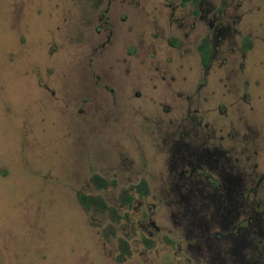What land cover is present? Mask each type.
<instances>
[{"label":"rangeland","instance_id":"374dc122","mask_svg":"<svg viewBox=\"0 0 264 264\" xmlns=\"http://www.w3.org/2000/svg\"><path fill=\"white\" fill-rule=\"evenodd\" d=\"M109 1L0 0V264H256L258 248L246 260L227 259V244L212 254L221 240L195 230L197 213L149 172L167 129L192 107L202 34L190 35L194 7L115 0L111 28ZM229 2L238 15L244 3L238 29L264 39V0ZM172 10L182 28L168 23ZM168 39L183 46L170 50ZM251 40L264 57V41ZM145 178L141 198L134 188ZM126 191L134 200L122 207ZM79 194L103 199L110 214L85 210Z\"/></svg>","mask_w":264,"mask_h":264},{"label":"flooded vegetation","instance_id":"af4514ba","mask_svg":"<svg viewBox=\"0 0 264 264\" xmlns=\"http://www.w3.org/2000/svg\"><path fill=\"white\" fill-rule=\"evenodd\" d=\"M112 1L115 0L109 1L103 15L105 24L111 28L113 24L107 13ZM204 2L182 0L183 6L189 3L194 7L193 22L188 26L190 35L197 29V34L202 33L197 38L194 60L199 80L193 91L192 107L184 108L177 127L173 125L167 129L163 143L154 152L155 163L149 172L157 170L162 191L175 193L182 206L188 205L186 212L197 213L192 222L195 230H203L201 235L212 230L213 241L221 240L217 247L212 242L215 247H210L212 254L227 244L230 254L227 259L246 260L249 253L254 254L251 250L258 248L256 264H263L264 57L260 45L255 48L251 37L258 36L259 44L264 39L258 34L245 33L241 26V30L238 29L246 12L244 3H235L234 11L239 9L238 15L229 14L234 7L229 0H221L218 8L207 4V9L202 8ZM174 12L172 10L168 23L174 29H177L175 24L182 28L184 23L174 18ZM201 22L207 24L208 32H201L202 26H198ZM100 29V26L96 29L99 34ZM238 35L242 40L240 46L236 41ZM174 36L170 38H176ZM168 44L170 50L183 46L181 40L168 39ZM165 111L170 114L173 109L167 106ZM160 154L166 156L164 165L157 160ZM98 181L104 185L100 187ZM93 182L98 189L106 188L102 176H94ZM150 187L145 178L134 189L144 198L149 195ZM126 193L122 207L129 206L134 200L128 191ZM105 213L110 214V211ZM205 216L209 217L208 221ZM127 244V241L122 242L120 258H125ZM144 244L149 249L154 247L152 240L147 238ZM123 245H126L124 251ZM239 249L245 256L239 254ZM123 252L125 255L121 257Z\"/></svg>","mask_w":264,"mask_h":264},{"label":"trees","instance_id":"16d2710c","mask_svg":"<svg viewBox=\"0 0 264 264\" xmlns=\"http://www.w3.org/2000/svg\"><path fill=\"white\" fill-rule=\"evenodd\" d=\"M98 180V178L96 179ZM98 185L102 187L104 183L102 181H98ZM81 205L84 207L85 210H89L91 207H94L96 210L99 212H106L110 211L108 208V204L100 198L92 197V196H85V195H80L79 197ZM124 248H126V245H123L121 249L124 251ZM125 253H121V257L124 256Z\"/></svg>","mask_w":264,"mask_h":264}]
</instances>
